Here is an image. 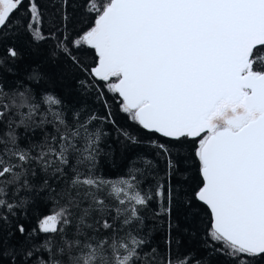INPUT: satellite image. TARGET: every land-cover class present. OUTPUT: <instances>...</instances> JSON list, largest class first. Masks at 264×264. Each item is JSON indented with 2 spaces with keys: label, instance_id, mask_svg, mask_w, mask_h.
Returning <instances> with one entry per match:
<instances>
[{
  "label": "snow or ice",
  "instance_id": "snow-or-ice-1",
  "mask_svg": "<svg viewBox=\"0 0 264 264\" xmlns=\"http://www.w3.org/2000/svg\"><path fill=\"white\" fill-rule=\"evenodd\" d=\"M0 264H264V0H0Z\"/></svg>",
  "mask_w": 264,
  "mask_h": 264
},
{
  "label": "trees",
  "instance_id": "trees-1",
  "mask_svg": "<svg viewBox=\"0 0 264 264\" xmlns=\"http://www.w3.org/2000/svg\"><path fill=\"white\" fill-rule=\"evenodd\" d=\"M42 5L47 4L48 0H40ZM47 45H42L40 48V53H46L47 51ZM41 59H43V55L37 56V55H29L25 58V60L21 64V69H23L27 65H32L33 63H38ZM61 68H63V64L61 63ZM53 69V65L50 62H45L40 70L42 72H51ZM46 87H49L51 89H55L59 94L64 95L65 94V82H62L59 77H55L53 81L46 85ZM74 99H78V97H73ZM111 99V98H109ZM92 101L89 99V104H91ZM97 110L103 114L104 109L101 108L99 105L95 106ZM112 111L115 114V119L118 125L125 128L129 132H131L133 135L139 136L141 139L144 138L146 135L143 133L137 126L131 124L126 117L118 111L115 105L112 107ZM108 130L111 132V136L108 140V143L112 147V154L110 158L105 160V163L102 167V172L106 177L109 178H116L117 176L123 174L127 170V165L129 161L134 160L138 153L141 152V149L135 148V147H126L121 142L120 139H117V134L115 130L112 128L111 125L107 126ZM122 139V138H121ZM107 150V149H106ZM162 166V165H161ZM198 179V177H197ZM55 207V204L53 201H48V203L41 204L40 208L42 211L47 212L48 210ZM145 233L148 234V238L152 244V246L157 247L161 252H163L164 248V233L159 230L158 228L154 227V223L151 218V214H148V217L145 221ZM192 241L189 240L187 237L182 238V244L183 247H181L180 251H186L188 247L192 245Z\"/></svg>",
  "mask_w": 264,
  "mask_h": 264
}]
</instances>
